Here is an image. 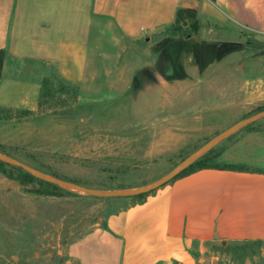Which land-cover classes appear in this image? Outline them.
Instances as JSON below:
<instances>
[{
    "label": "rangeland",
    "instance_id": "rangeland-1",
    "mask_svg": "<svg viewBox=\"0 0 264 264\" xmlns=\"http://www.w3.org/2000/svg\"><path fill=\"white\" fill-rule=\"evenodd\" d=\"M191 20L167 28L157 60L149 53L152 65L133 62L140 52H122L120 64L116 52L104 51L91 55V79L44 75L36 106H0L1 153L85 186L129 189L157 180L263 110L264 35L196 29ZM248 126L203 161L224 163L223 149L264 128V117ZM23 170L0 165L2 264H64L71 240L131 201L54 188ZM215 255L219 264H264V241L218 244Z\"/></svg>",
    "mask_w": 264,
    "mask_h": 264
},
{
    "label": "crops",
    "instance_id": "crops-1",
    "mask_svg": "<svg viewBox=\"0 0 264 264\" xmlns=\"http://www.w3.org/2000/svg\"><path fill=\"white\" fill-rule=\"evenodd\" d=\"M187 17L196 29L264 31V0H0V106H36L47 74L93 78L96 52L121 64L136 51L133 62L152 65L150 51L156 61L167 28ZM219 157L249 169H198L131 200L71 240L64 264H219L216 245L264 241V128Z\"/></svg>",
    "mask_w": 264,
    "mask_h": 264
},
{
    "label": "water",
    "instance_id": "water-1",
    "mask_svg": "<svg viewBox=\"0 0 264 264\" xmlns=\"http://www.w3.org/2000/svg\"><path fill=\"white\" fill-rule=\"evenodd\" d=\"M263 117H264V109L231 125L227 129L222 131L220 134H218L217 136H215L214 138L206 142L204 145L196 149L194 152L189 154L183 161L178 163L175 167H173L169 172H167L162 177L148 184L140 185L137 187H132L129 189L104 190V189H97V188L85 186L77 182H73L67 179L49 175L38 168H35L23 161L11 158L10 156L4 153H1V152H0V161L6 164H9V165L22 168L26 172H28L29 174L33 175L34 177L40 180H43L51 184H55L67 190L75 191L78 193H84V194L92 195V196L99 197V198H130L132 196L145 193V192H149L153 189H157L160 186L165 185L167 182L175 178L183 169H185L188 165H190L192 162H194L197 158H199L206 151L214 147L220 141L224 140L226 137H228L235 131Z\"/></svg>",
    "mask_w": 264,
    "mask_h": 264
},
{
    "label": "trees",
    "instance_id": "trees-1",
    "mask_svg": "<svg viewBox=\"0 0 264 264\" xmlns=\"http://www.w3.org/2000/svg\"><path fill=\"white\" fill-rule=\"evenodd\" d=\"M179 16V15H178ZM178 20H179V17H178ZM4 54H5V50L1 49L0 50V70H1V67H2V62H3V57H4ZM249 125V124H248ZM247 125V126H248ZM250 127V126H248ZM212 149H210L208 152L204 153L202 155L201 158L195 160L194 162H192L190 165H188L185 169H183L175 178H173L172 180H170L169 182L173 181L174 179H177L181 176H184L192 171H195V170H198V169H202V168H220V169H232V170H248V166L247 165H244V164H240V163H232V162H229V163H222V164H209L207 162H204L203 159L209 155L211 153ZM1 152V151H0ZM6 163L0 161V165H5ZM6 165H9V164H6ZM22 169V168H21ZM23 173L27 176H31L33 177L31 174H29L28 172H26L25 170H23ZM52 176H55V177H59V178H64L66 179L65 177H60L58 175H55V174H52L50 173ZM67 180H71L73 182H79L77 180H74V179H68ZM167 182V183H169ZM48 183V182H47ZM166 183V184H167ZM50 184L52 187L56 188L58 187L57 185L55 184H51V183H48ZM155 189L149 191V192H145V193H141V194H138V195H135V196H132L130 197V199L133 201V202H141L143 201L150 193H152Z\"/></svg>",
    "mask_w": 264,
    "mask_h": 264
},
{
    "label": "built area",
    "instance_id": "built-area-1",
    "mask_svg": "<svg viewBox=\"0 0 264 264\" xmlns=\"http://www.w3.org/2000/svg\"><path fill=\"white\" fill-rule=\"evenodd\" d=\"M253 32H255L256 34L264 35L263 30H253Z\"/></svg>",
    "mask_w": 264,
    "mask_h": 264
}]
</instances>
